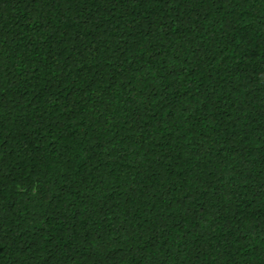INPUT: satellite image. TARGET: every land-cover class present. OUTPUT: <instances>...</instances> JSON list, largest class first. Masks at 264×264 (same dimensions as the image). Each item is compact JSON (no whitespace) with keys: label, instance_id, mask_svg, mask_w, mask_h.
<instances>
[{"label":"trees","instance_id":"trees-1","mask_svg":"<svg viewBox=\"0 0 264 264\" xmlns=\"http://www.w3.org/2000/svg\"><path fill=\"white\" fill-rule=\"evenodd\" d=\"M0 264H264V0H0Z\"/></svg>","mask_w":264,"mask_h":264}]
</instances>
